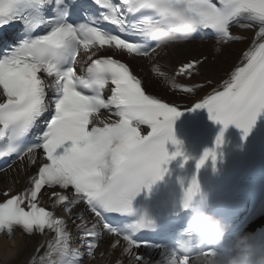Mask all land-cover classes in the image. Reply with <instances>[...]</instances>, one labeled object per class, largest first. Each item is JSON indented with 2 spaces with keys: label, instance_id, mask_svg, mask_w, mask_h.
<instances>
[{
  "label": "snow or ice",
  "instance_id": "6c2138e0",
  "mask_svg": "<svg viewBox=\"0 0 264 264\" xmlns=\"http://www.w3.org/2000/svg\"><path fill=\"white\" fill-rule=\"evenodd\" d=\"M92 4L97 12L81 18L78 0H0V31L21 25L12 43L0 48V158L27 157L35 165L39 150L44 156L25 189L0 191L4 197L0 232L11 236L19 228L28 235L53 234L42 245L43 255L33 257L31 264H82L105 233L117 238L113 248L123 240L122 254L136 264H149L133 251L142 246L162 250L163 264H169L176 257L172 245L136 238L153 224L146 214L119 225L110 216L123 220L134 213L136 196L162 180L172 160L191 159L174 132L182 108L146 92L127 63L113 56L93 58L105 48L133 57H149L159 49L143 38V25L155 19L153 3L92 0ZM187 10L198 19L199 29L210 31L221 44L243 41L245 32L256 29L257 42L243 53L242 63L222 90L215 89L188 107L207 109L210 119L225 130L236 125L246 139L264 115V0H189ZM82 53L88 54L86 59H79ZM202 63L199 58L183 62L174 75L191 79ZM153 72L167 83L168 74L160 67L154 66ZM170 86L192 93L204 84L173 82ZM102 110L115 119L101 117ZM46 113L51 115L43 130L29 140ZM142 126L150 131L142 134ZM169 142L175 152H169ZM222 144L223 132L216 148ZM209 159L215 166V149L204 152L197 169ZM200 190L194 177L185 191V206ZM45 195L52 201V210L41 206ZM81 204L85 208L76 211ZM57 206L80 221L84 251L73 246V234L67 220L56 214ZM85 212L95 219L88 221ZM189 262L187 256L179 258V264Z\"/></svg>",
  "mask_w": 264,
  "mask_h": 264
},
{
  "label": "clouds",
  "instance_id": "9594fccd",
  "mask_svg": "<svg viewBox=\"0 0 264 264\" xmlns=\"http://www.w3.org/2000/svg\"><path fill=\"white\" fill-rule=\"evenodd\" d=\"M155 19L143 25V38L159 49L189 40L199 28V21L187 9L189 0H152ZM183 210L191 215L186 227L178 233L172 247L179 264L187 256L191 264H264V248H257L254 235L245 233L234 237L225 245L230 224L194 203V197Z\"/></svg>",
  "mask_w": 264,
  "mask_h": 264
},
{
  "label": "bare ground",
  "instance_id": "6f19581e",
  "mask_svg": "<svg viewBox=\"0 0 264 264\" xmlns=\"http://www.w3.org/2000/svg\"><path fill=\"white\" fill-rule=\"evenodd\" d=\"M237 31V30H236ZM248 35L247 37L245 35ZM252 30L244 33L246 37L243 41H236L232 43L220 44V48L218 49L212 42L208 43H186L181 44V46H177L172 50L176 53V56L173 57L175 59L178 54L180 57H189L191 55L196 54V50H201V48H210L212 50V55L209 53L208 57L213 59L210 64L204 65L205 68L201 67V71L197 74L200 78L205 77L206 75H212L217 77L220 75V72L227 71L230 61L238 62L242 58V48L247 47L251 41ZM199 45H203L200 47ZM174 46V45H173ZM214 48L216 50H214ZM171 57L170 52L164 55V58L169 59ZM173 59H170V64H173ZM208 59V58H207ZM205 62V61H204ZM140 67H145L143 61L138 60L137 63ZM217 65V67L213 66ZM150 77V74H148ZM209 75V76H210ZM146 82L150 89L154 90V88H160L163 90L162 93H169L170 90L167 89L161 81L156 78L150 79L146 77ZM208 87L205 86L204 89ZM181 99L187 98V96L181 94ZM190 97V96H189ZM37 157V156H36ZM40 163V158L37 157L36 164L33 165L28 162V159L23 162V164L17 169L16 176L11 178H2L0 179V190H2L6 185L17 186L25 183L29 178L35 173L37 166ZM57 212H61L68 222V229L73 234V240L78 239L79 235L77 233V227L73 226L78 225L80 221L76 220L74 222V216L71 218H67V214L62 210V207L57 206ZM52 233L46 234H33L28 235L23 232H17L14 236L8 237L6 235H0V264H31L33 257H39L43 255V252L46 250L42 245H45L48 240L52 238ZM74 247H79V242H73ZM115 240L111 237L104 238L100 241L97 258L93 260H89V258L85 259L82 264H117V261L120 264H135L133 260L130 259V256L123 255L122 249L123 245L120 244L116 248L112 247V244ZM80 248V247H79Z\"/></svg>",
  "mask_w": 264,
  "mask_h": 264
}]
</instances>
